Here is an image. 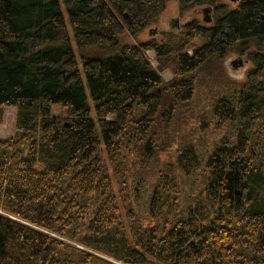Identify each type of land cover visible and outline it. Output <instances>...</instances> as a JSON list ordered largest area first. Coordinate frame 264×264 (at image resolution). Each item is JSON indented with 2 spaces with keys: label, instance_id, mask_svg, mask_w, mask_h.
I'll return each instance as SVG.
<instances>
[{
  "label": "trees",
  "instance_id": "trees-1",
  "mask_svg": "<svg viewBox=\"0 0 264 264\" xmlns=\"http://www.w3.org/2000/svg\"><path fill=\"white\" fill-rule=\"evenodd\" d=\"M167 1L0 0V264H264V0Z\"/></svg>",
  "mask_w": 264,
  "mask_h": 264
},
{
  "label": "rangeland",
  "instance_id": "rangeland-1",
  "mask_svg": "<svg viewBox=\"0 0 264 264\" xmlns=\"http://www.w3.org/2000/svg\"><path fill=\"white\" fill-rule=\"evenodd\" d=\"M221 1L229 2L232 5H235L236 3V0H221ZM178 6H179L178 0H168L165 9L162 11L158 21L155 24L146 27L137 36H132L124 31L121 35V40L128 44H138L139 41L144 40L150 36H153L158 39L159 38L158 32L163 30L176 29V24L181 26L186 21L194 18L201 20L204 16L208 14L207 12H203L204 6L191 8L183 12L179 11ZM64 15H65L66 23L68 25L69 32L71 34V29L69 27V23L67 21V14L65 13V11H64ZM147 55L151 63L155 66L156 61L154 60V51L148 50ZM239 58H244V57H238L234 54H229L220 63V68L222 72L228 77L238 81L244 79L245 72L247 68L250 66L248 61H244V62L241 61L242 64H239V62L238 63L236 62L235 63L236 65L233 64L234 61H236ZM160 74L164 79H168L171 76L170 72L167 70L160 72ZM86 91L88 92L87 87H86ZM64 110L65 109H63L60 105L53 106V112L55 114H64ZM15 114H16V108L14 106H6V105L2 106V119L0 122V138L7 137L16 131Z\"/></svg>",
  "mask_w": 264,
  "mask_h": 264
},
{
  "label": "water",
  "instance_id": "water-1",
  "mask_svg": "<svg viewBox=\"0 0 264 264\" xmlns=\"http://www.w3.org/2000/svg\"><path fill=\"white\" fill-rule=\"evenodd\" d=\"M209 8L208 7H204L203 8V12H208ZM125 16H127V14H125ZM202 21L205 22V23H208L211 21V17L207 14L206 16H204L202 18ZM175 22V20H174ZM180 26L176 24V29L179 28Z\"/></svg>",
  "mask_w": 264,
  "mask_h": 264
},
{
  "label": "flooded vegetation",
  "instance_id": "flooded-vegetation-1",
  "mask_svg": "<svg viewBox=\"0 0 264 264\" xmlns=\"http://www.w3.org/2000/svg\"><path fill=\"white\" fill-rule=\"evenodd\" d=\"M159 33V32H158ZM241 61H247V59H245V58H239V59H237L236 61H234V63L233 64H235L236 62L238 63L239 62V64H242V62ZM236 65V64H235Z\"/></svg>",
  "mask_w": 264,
  "mask_h": 264
}]
</instances>
